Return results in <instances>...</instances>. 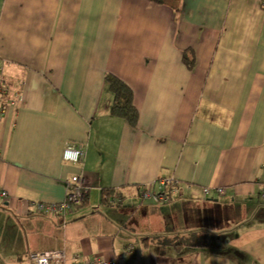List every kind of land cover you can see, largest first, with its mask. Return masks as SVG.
Returning a JSON list of instances; mask_svg holds the SVG:
<instances>
[{
	"label": "crops",
	"instance_id": "crops-1",
	"mask_svg": "<svg viewBox=\"0 0 264 264\" xmlns=\"http://www.w3.org/2000/svg\"><path fill=\"white\" fill-rule=\"evenodd\" d=\"M0 67V264H264V0H0ZM77 179L83 206L37 213Z\"/></svg>",
	"mask_w": 264,
	"mask_h": 264
},
{
	"label": "built area",
	"instance_id": "built-area-1",
	"mask_svg": "<svg viewBox=\"0 0 264 264\" xmlns=\"http://www.w3.org/2000/svg\"><path fill=\"white\" fill-rule=\"evenodd\" d=\"M1 70V67H0ZM83 156V147L81 144H75L72 147L65 148L62 152V160L67 163H78ZM172 184L171 180H161L160 185L163 188H159L158 192H148L144 194V197H150L155 202H167L170 199V192L163 190ZM210 190L208 188L203 190L205 195H208ZM218 194L223 193V189H216ZM264 192V190H263ZM85 196V188L83 187V182L77 179L75 184L70 185L67 191L65 199L56 204H38L37 213L40 215H57L62 219H65L67 214H69L72 209L78 207ZM0 197L6 198L7 194L5 191L0 190ZM31 264H64V255L61 252L50 251L41 253H32L28 257ZM122 257H116L107 261H96V262H86V263H75V264H119Z\"/></svg>",
	"mask_w": 264,
	"mask_h": 264
},
{
	"label": "trees",
	"instance_id": "trees-1",
	"mask_svg": "<svg viewBox=\"0 0 264 264\" xmlns=\"http://www.w3.org/2000/svg\"><path fill=\"white\" fill-rule=\"evenodd\" d=\"M154 3H161V0H149ZM183 60L187 66L188 69L193 68V63L188 62V59L186 58V52L183 56ZM1 71V70H0ZM105 83L108 87V91L112 96V101L110 105V115L115 116L117 118L122 119L130 128L135 129L138 125V111L135 108L134 102H133V92L132 90L121 80H119L117 77L107 74L105 76ZM5 90L3 85H0V94L3 93ZM114 194L113 190H104L101 193V204L106 205L109 204L108 198ZM113 196V195H112ZM83 199L82 203L78 206L84 205ZM212 236L205 234L202 238H198L196 240H193L195 242L194 245L189 241V239L185 237H181L179 240V243L181 245H187L190 247H208L211 246L212 242ZM189 243H191L189 245ZM178 244V245H180Z\"/></svg>",
	"mask_w": 264,
	"mask_h": 264
},
{
	"label": "rangeland",
	"instance_id": "rangeland-1",
	"mask_svg": "<svg viewBox=\"0 0 264 264\" xmlns=\"http://www.w3.org/2000/svg\"><path fill=\"white\" fill-rule=\"evenodd\" d=\"M210 193V192H209Z\"/></svg>",
	"mask_w": 264,
	"mask_h": 264
}]
</instances>
